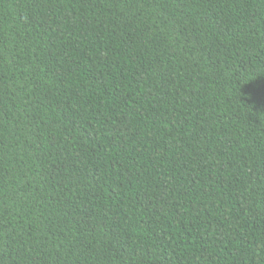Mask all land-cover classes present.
I'll return each mask as SVG.
<instances>
[{"label": "trees", "instance_id": "trees-1", "mask_svg": "<svg viewBox=\"0 0 264 264\" xmlns=\"http://www.w3.org/2000/svg\"><path fill=\"white\" fill-rule=\"evenodd\" d=\"M0 264H264V0H0Z\"/></svg>", "mask_w": 264, "mask_h": 264}]
</instances>
